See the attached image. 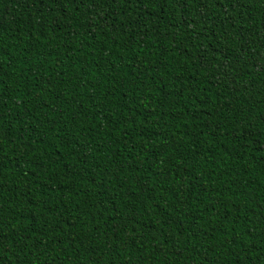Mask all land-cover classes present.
I'll use <instances>...</instances> for the list:
<instances>
[{
	"label": "trees",
	"instance_id": "16d2710c",
	"mask_svg": "<svg viewBox=\"0 0 264 264\" xmlns=\"http://www.w3.org/2000/svg\"><path fill=\"white\" fill-rule=\"evenodd\" d=\"M0 264H264V0H0Z\"/></svg>",
	"mask_w": 264,
	"mask_h": 264
}]
</instances>
